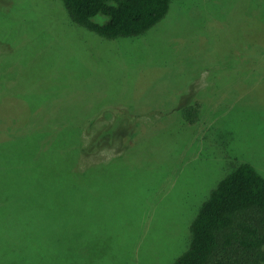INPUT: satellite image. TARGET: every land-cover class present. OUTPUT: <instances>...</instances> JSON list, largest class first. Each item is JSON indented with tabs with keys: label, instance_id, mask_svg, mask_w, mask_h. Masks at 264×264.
<instances>
[{
	"label": "rangeland",
	"instance_id": "374dc122",
	"mask_svg": "<svg viewBox=\"0 0 264 264\" xmlns=\"http://www.w3.org/2000/svg\"><path fill=\"white\" fill-rule=\"evenodd\" d=\"M241 163L264 175V0H176L117 39L0 0V264H174Z\"/></svg>",
	"mask_w": 264,
	"mask_h": 264
},
{
	"label": "trees",
	"instance_id": "16d2710c",
	"mask_svg": "<svg viewBox=\"0 0 264 264\" xmlns=\"http://www.w3.org/2000/svg\"><path fill=\"white\" fill-rule=\"evenodd\" d=\"M63 1L76 23L102 37L117 39L147 33L170 14L176 0ZM98 16H103L105 22L96 21ZM187 111L182 110L181 115L191 120ZM40 129L37 133L44 143L41 154L50 148L61 128ZM42 129L52 131L43 134ZM104 129L101 134L105 135L108 128ZM191 233L189 247L174 264H264V175L250 163H241L232 170L203 202L191 224ZM46 235L43 231L41 240ZM28 240L32 243L28 236L21 241ZM9 262L21 261L11 257Z\"/></svg>",
	"mask_w": 264,
	"mask_h": 264
}]
</instances>
